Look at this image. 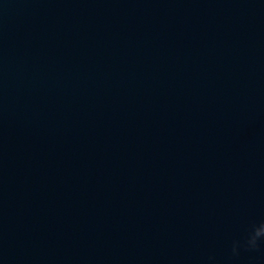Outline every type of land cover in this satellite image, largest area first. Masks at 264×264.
I'll list each match as a JSON object with an SVG mask.
<instances>
[{
	"label": "water",
	"instance_id": "obj_1",
	"mask_svg": "<svg viewBox=\"0 0 264 264\" xmlns=\"http://www.w3.org/2000/svg\"><path fill=\"white\" fill-rule=\"evenodd\" d=\"M0 23L264 115V0H0Z\"/></svg>",
	"mask_w": 264,
	"mask_h": 264
},
{
	"label": "clouds",
	"instance_id": "obj_2",
	"mask_svg": "<svg viewBox=\"0 0 264 264\" xmlns=\"http://www.w3.org/2000/svg\"><path fill=\"white\" fill-rule=\"evenodd\" d=\"M262 245H264V220L252 223L242 239L232 241L231 255L237 257L240 255L241 250L248 252L259 251ZM209 260L213 261L214 258L210 257Z\"/></svg>",
	"mask_w": 264,
	"mask_h": 264
}]
</instances>
